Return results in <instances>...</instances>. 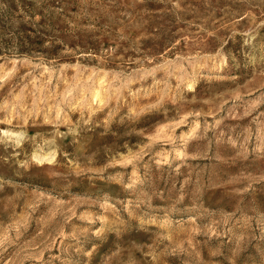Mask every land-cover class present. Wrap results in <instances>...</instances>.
<instances>
[{"label":"rangeland","instance_id":"obj_1","mask_svg":"<svg viewBox=\"0 0 264 264\" xmlns=\"http://www.w3.org/2000/svg\"><path fill=\"white\" fill-rule=\"evenodd\" d=\"M0 264H264V0H0Z\"/></svg>","mask_w":264,"mask_h":264}]
</instances>
